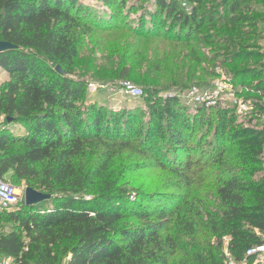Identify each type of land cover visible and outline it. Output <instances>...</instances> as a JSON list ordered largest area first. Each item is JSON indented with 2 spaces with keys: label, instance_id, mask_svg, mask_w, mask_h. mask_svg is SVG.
<instances>
[{
  "label": "trees",
  "instance_id": "trees-1",
  "mask_svg": "<svg viewBox=\"0 0 264 264\" xmlns=\"http://www.w3.org/2000/svg\"><path fill=\"white\" fill-rule=\"evenodd\" d=\"M184 1L194 5L187 13L175 0H158L171 19L165 35L187 43L204 23H214L206 30L215 36L235 31L228 16L240 0L202 14V0ZM97 2L124 6V0ZM81 13L77 0H0V41L16 47L0 54L8 76L0 84V112L25 128L0 132V178L51 197L0 215V225L12 221L19 231L3 233L0 226V256L10 264H226L227 250L236 262L256 264L247 251L264 243V130L230 131L233 110L189 112L175 97L161 99L147 74L140 77L139 99L146 95L151 126L143 131L134 129L135 108L114 111L88 98L77 106L87 83L74 77L73 64L93 33L86 19L100 27L97 14ZM152 23L148 33L162 32L164 22ZM200 39L213 43L205 34ZM140 67L136 62L117 80H101L118 86ZM246 81L239 86L248 87L245 97L255 98L254 109L264 115V87ZM214 122L213 142L191 144L194 131ZM166 132L168 151L156 146ZM154 167L181 177L184 194L129 190L128 174Z\"/></svg>",
  "mask_w": 264,
  "mask_h": 264
},
{
  "label": "rangeland",
  "instance_id": "rangeland-1",
  "mask_svg": "<svg viewBox=\"0 0 264 264\" xmlns=\"http://www.w3.org/2000/svg\"><path fill=\"white\" fill-rule=\"evenodd\" d=\"M77 1L82 8L81 14L83 11H90L100 17V27L94 25L93 20L86 19V24L92 28L93 33L84 42L73 64L74 77L82 78L86 83H93L99 87L110 86L108 81L101 79L111 77L117 80L116 76L123 73L125 66L130 67L136 62H142L143 67L132 70L130 78L126 80L135 87L142 89L139 82L140 77L147 74L148 79H154V85L159 90L161 99L171 92L183 94L194 87L209 88L224 79L233 90L241 88L243 90L241 100L250 102L253 107L252 104L255 103L256 99L245 97V91L248 87L239 86L242 83V78H247V86L260 83L264 87V0H240L238 10L228 16V20L232 18L236 27L231 36H215L212 31L207 32L206 30L214 26V23H204L201 31L194 34L191 41L187 43L184 40L176 39L175 34H173L174 36L165 35L164 29L171 23V19L168 18L163 9L161 10L157 6L158 0H124L123 7H120L119 3L113 6L104 5L97 0ZM175 1L176 8L186 13L194 6L184 0ZM223 1L202 0L201 4L197 6L198 14L207 13L213 9L221 13L222 9L220 8H223ZM141 20L144 22L141 23ZM152 20L164 22L162 32L148 33V30L154 27ZM113 22L115 28L118 27L122 30L118 32L114 28L106 27L108 23ZM140 25L143 26L142 29H140ZM202 34L210 36L213 43L209 44L202 41L200 39ZM115 38L117 39L114 40ZM121 41H125L129 45V49L126 50L125 46H121ZM191 46L194 47L191 48ZM134 52L137 56H132ZM234 73H241V75L235 77ZM7 78V74L0 68V84ZM180 87L186 89L180 91L178 89ZM87 98L93 99L95 106L100 104L105 106L104 108L114 111L123 108H135L139 118L134 123V129L143 131L151 126L149 124L148 105L144 101L146 95L141 99H135L119 94L112 88L109 90L100 89L95 94H89L85 89L77 106H85L83 101ZM188 110L193 112L192 109ZM234 113V117L231 118L233 123L228 125L227 130L235 131L245 128L255 131L264 130L262 122L264 115L259 114L254 107L246 113L238 114L236 111ZM214 125L215 122L211 128L207 129L203 125L194 131L192 138H190L191 144L198 141V143H202V146L207 147L208 142L215 140ZM24 129L20 125L7 122L5 116L0 112V132L10 130L18 134L23 133ZM168 135L166 132L162 134V137H158L156 146L166 151L170 150ZM127 156L124 155V158ZM119 166L120 163H117L116 171ZM126 179L129 190L139 188L144 194L163 196H182L184 194V189L180 187L183 183L181 177L167 169L156 167L141 169L131 172ZM5 180L9 181L10 175H7ZM204 189H207L205 185ZM191 190H196V187H191ZM0 226L3 233L19 232L16 224L12 221H4ZM256 260H258L257 264H264V259L257 258ZM174 261L172 260L169 264H174ZM28 263L32 264V261Z\"/></svg>",
  "mask_w": 264,
  "mask_h": 264
},
{
  "label": "built area",
  "instance_id": "built-area-1",
  "mask_svg": "<svg viewBox=\"0 0 264 264\" xmlns=\"http://www.w3.org/2000/svg\"><path fill=\"white\" fill-rule=\"evenodd\" d=\"M185 7V5H183ZM112 88L115 92L123 94L130 98H140L143 95L142 89L135 87L129 82L121 83L118 86H105L99 87L93 83H87L86 90L89 94L98 93L101 90H109ZM241 88L233 90V88L222 80L216 82L212 87L209 88H191L186 93L171 92L165 95V98L175 97L178 99L181 105L187 109L193 111L197 108L204 109H222V110H233L238 114L246 113L253 107L250 102L241 100L242 92ZM191 110V111H192ZM264 124V118L262 119ZM261 161L264 162V148L260 155ZM24 187H16L9 182H6L0 178V215L11 212L19 205H24ZM226 258V264H247L246 260L236 262L228 254L227 250H224ZM248 257H255V263H258L257 258L264 259V243L256 246L247 251ZM0 264H10L9 260H5L0 256Z\"/></svg>",
  "mask_w": 264,
  "mask_h": 264
},
{
  "label": "water",
  "instance_id": "water-1",
  "mask_svg": "<svg viewBox=\"0 0 264 264\" xmlns=\"http://www.w3.org/2000/svg\"><path fill=\"white\" fill-rule=\"evenodd\" d=\"M15 49L16 47L14 45L0 41V54L10 51V50H15ZM56 71L59 74L64 75V72L61 70L60 67H57ZM7 122L10 123L11 119L8 118ZM50 198H51L50 195L42 194L33 189L27 188L25 189V193H24V201H25L24 205L27 207H31V206L40 204L44 201H48Z\"/></svg>",
  "mask_w": 264,
  "mask_h": 264
},
{
  "label": "crops",
  "instance_id": "crops-1",
  "mask_svg": "<svg viewBox=\"0 0 264 264\" xmlns=\"http://www.w3.org/2000/svg\"><path fill=\"white\" fill-rule=\"evenodd\" d=\"M5 72V71H4ZM6 73V72H5ZM8 77V76H7ZM8 79V78H7Z\"/></svg>",
  "mask_w": 264,
  "mask_h": 264
}]
</instances>
